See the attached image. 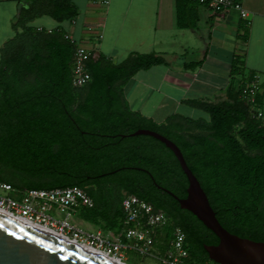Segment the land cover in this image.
<instances>
[{
  "label": "trees",
  "instance_id": "obj_1",
  "mask_svg": "<svg viewBox=\"0 0 264 264\" xmlns=\"http://www.w3.org/2000/svg\"><path fill=\"white\" fill-rule=\"evenodd\" d=\"M188 3L177 0L178 28L196 26L195 12L182 13ZM77 16L73 0H30L12 22L15 34L0 60V181L20 190L78 187L93 201L92 208L78 211L80 217L104 229L119 227L121 201L133 195L185 234L186 264H216L203 246L217 245L218 238L156 187L186 197L188 182L174 154L152 137L129 136L148 129L179 148L225 230L264 242V99L257 96L250 107L241 96L255 75L245 78L234 59L223 98L185 101L207 120L173 116L157 125L128 109L123 86L138 71L167 65L165 57L130 54L119 64L91 58V81L74 89L75 42L62 24ZM40 17L59 25H30Z\"/></svg>",
  "mask_w": 264,
  "mask_h": 264
},
{
  "label": "crops",
  "instance_id": "obj_2",
  "mask_svg": "<svg viewBox=\"0 0 264 264\" xmlns=\"http://www.w3.org/2000/svg\"><path fill=\"white\" fill-rule=\"evenodd\" d=\"M29 1L0 0V21L6 32ZM236 1L246 18L235 9L215 11L208 5L187 1L182 13L186 16L195 12L196 26L178 28L177 0H109L105 8L93 5L92 0H73L78 16L62 25L72 41L93 51V58L101 55L119 64L130 54L165 57L167 65L138 71L123 86L128 109L161 125L173 116L202 119L180 114L186 108L195 109L185 101L223 98L236 58L244 77L253 73L264 89V0ZM72 218L86 229H118L90 224L79 212Z\"/></svg>",
  "mask_w": 264,
  "mask_h": 264
},
{
  "label": "built area",
  "instance_id": "obj_3",
  "mask_svg": "<svg viewBox=\"0 0 264 264\" xmlns=\"http://www.w3.org/2000/svg\"><path fill=\"white\" fill-rule=\"evenodd\" d=\"M186 1L208 5L215 11L235 9L242 18L247 17L236 0ZM108 3L109 0H92L100 8ZM66 38L71 40L67 35ZM91 58L93 51L75 42L71 78L74 89H81L91 81L86 65ZM241 96L250 107L256 105L257 96L264 99V89L256 76L241 89ZM261 116L257 113V117ZM92 207L93 201L78 187L20 190L0 181V213L9 218L121 263H125L124 251H134L142 257L156 259L159 264H186L189 258L186 236L164 212L133 195H125L117 230L86 229L74 222L72 216L76 212Z\"/></svg>",
  "mask_w": 264,
  "mask_h": 264
},
{
  "label": "water",
  "instance_id": "obj_4",
  "mask_svg": "<svg viewBox=\"0 0 264 264\" xmlns=\"http://www.w3.org/2000/svg\"><path fill=\"white\" fill-rule=\"evenodd\" d=\"M149 136L163 143L177 159L186 176V197L172 196L180 208L187 210L219 240L204 245L210 261L216 264H264V242H255L229 233L218 222L200 183L192 174L179 148L161 134L139 129L129 136ZM0 264H126L103 257L54 235L28 226L0 213Z\"/></svg>",
  "mask_w": 264,
  "mask_h": 264
},
{
  "label": "rangeland",
  "instance_id": "obj_5",
  "mask_svg": "<svg viewBox=\"0 0 264 264\" xmlns=\"http://www.w3.org/2000/svg\"><path fill=\"white\" fill-rule=\"evenodd\" d=\"M3 25H4V22L0 21V47L14 35V31L11 28V26L7 27V32H6L5 29L2 28ZM32 25L42 26L48 29V28L56 26L57 22H55L54 20L48 17H40L36 19L34 22H32ZM185 110L186 111H181L180 114L184 116H189L194 119H197V118H202L205 120L208 119V115L203 111H200L197 109H189V108H186ZM81 227L86 228L84 225H82ZM124 254H125L124 256L126 257L125 263H128V264H159V262L156 259L150 258V257H142L134 251H124ZM208 264H211V263H208Z\"/></svg>",
  "mask_w": 264,
  "mask_h": 264
},
{
  "label": "bare ground",
  "instance_id": "obj_6",
  "mask_svg": "<svg viewBox=\"0 0 264 264\" xmlns=\"http://www.w3.org/2000/svg\"><path fill=\"white\" fill-rule=\"evenodd\" d=\"M41 231H44L45 233H48V234L52 235V234L49 233L48 231H45V230H41ZM73 244H74V243H73ZM74 245H76V244H74ZM76 246H79V247H81V248H83V249H86L85 247H83V246H81V245H76ZM86 250H88V248H87ZM88 251L93 252V251L90 250V249H89ZM93 253H95V254H97V255L103 257L104 259H107V260H113V259L108 258V257H106V256H104V255H102V254L97 253V252H93ZM114 261H115V260H114Z\"/></svg>",
  "mask_w": 264,
  "mask_h": 264
}]
</instances>
